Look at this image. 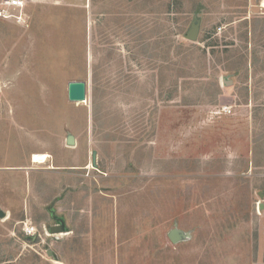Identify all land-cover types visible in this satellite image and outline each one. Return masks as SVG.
Masks as SVG:
<instances>
[{
	"label": "rangeland",
	"instance_id": "obj_1",
	"mask_svg": "<svg viewBox=\"0 0 264 264\" xmlns=\"http://www.w3.org/2000/svg\"><path fill=\"white\" fill-rule=\"evenodd\" d=\"M25 2L0 19V264H264V0Z\"/></svg>",
	"mask_w": 264,
	"mask_h": 264
},
{
	"label": "water",
	"instance_id": "obj_2",
	"mask_svg": "<svg viewBox=\"0 0 264 264\" xmlns=\"http://www.w3.org/2000/svg\"><path fill=\"white\" fill-rule=\"evenodd\" d=\"M190 39L195 40L197 37V31L192 30L189 33L188 36ZM226 85H228L227 80H224ZM87 88L88 83L86 81H72L68 84V99L70 102L74 103H84L87 101ZM69 142H73V138H70ZM96 155L97 153H93V159H92V165L96 167ZM61 227H54L52 228L53 233H60ZM171 241L173 243H177L183 239V234L180 233L178 230L172 231V233L169 235Z\"/></svg>",
	"mask_w": 264,
	"mask_h": 264
},
{
	"label": "built area",
	"instance_id": "obj_3",
	"mask_svg": "<svg viewBox=\"0 0 264 264\" xmlns=\"http://www.w3.org/2000/svg\"><path fill=\"white\" fill-rule=\"evenodd\" d=\"M25 0H0V19L15 21L18 24L26 23Z\"/></svg>",
	"mask_w": 264,
	"mask_h": 264
},
{
	"label": "bare ground",
	"instance_id": "obj_4",
	"mask_svg": "<svg viewBox=\"0 0 264 264\" xmlns=\"http://www.w3.org/2000/svg\"><path fill=\"white\" fill-rule=\"evenodd\" d=\"M33 162L34 163H42V164L47 162L46 155L35 154L33 157Z\"/></svg>",
	"mask_w": 264,
	"mask_h": 264
}]
</instances>
